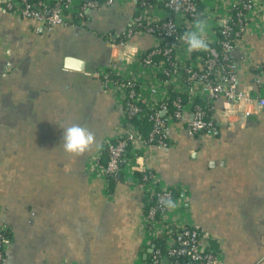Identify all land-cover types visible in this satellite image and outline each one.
I'll use <instances>...</instances> for the list:
<instances>
[{"label":"crops","instance_id":"obj_1","mask_svg":"<svg viewBox=\"0 0 264 264\" xmlns=\"http://www.w3.org/2000/svg\"><path fill=\"white\" fill-rule=\"evenodd\" d=\"M133 12L132 1L116 0L89 10L82 23L47 31L0 6L5 264H148L140 190L118 175L108 197L104 180L84 171L120 114L90 72L117 54L111 40ZM256 35H248V48L261 61L264 33ZM150 41L136 33L129 44L144 48ZM67 57L81 59L83 68L66 67ZM228 119L212 136L174 133L175 145L152 148L147 160L165 183L184 188L169 213L173 220L211 234L225 264H264V109ZM72 123L89 128L98 142L79 156L63 148V128Z\"/></svg>","mask_w":264,"mask_h":264},{"label":"built area","instance_id":"obj_2","mask_svg":"<svg viewBox=\"0 0 264 264\" xmlns=\"http://www.w3.org/2000/svg\"><path fill=\"white\" fill-rule=\"evenodd\" d=\"M114 1L0 0V6L50 31L74 24V17L82 23L89 10ZM128 1L137 13L122 31L124 37L111 40L117 54L107 66L90 72L115 97L120 114L113 131L89 155L85 174L103 179L108 197L110 181L118 175L130 178L131 186L140 190V226L151 247L148 264H225L211 234L170 217L173 209L162 201L171 198L178 206L184 188L165 183L148 163L147 153L174 146V133L181 130L212 136L220 122H229L230 114L264 109V60L253 59L247 40L264 33V0H199L200 10L192 0H141L138 6L137 0ZM198 19L205 21L202 35L209 47L190 51L183 34L195 30ZM136 33L150 37L147 47L129 44ZM236 50H242L240 55ZM249 75L250 82H245ZM142 108L149 111L146 135L131 119ZM5 232L0 224V264H5Z\"/></svg>","mask_w":264,"mask_h":264},{"label":"clouds","instance_id":"obj_3","mask_svg":"<svg viewBox=\"0 0 264 264\" xmlns=\"http://www.w3.org/2000/svg\"><path fill=\"white\" fill-rule=\"evenodd\" d=\"M194 24L195 30L185 32L183 39L186 40L190 51L205 50L209 47L208 41L202 35L206 31L205 21L198 19ZM62 139L64 150L78 156L84 154L90 146L98 144L95 133L77 123L69 124L63 128ZM162 204L167 209H175L177 207V202L171 198L163 200Z\"/></svg>","mask_w":264,"mask_h":264},{"label":"trees","instance_id":"obj_4","mask_svg":"<svg viewBox=\"0 0 264 264\" xmlns=\"http://www.w3.org/2000/svg\"><path fill=\"white\" fill-rule=\"evenodd\" d=\"M141 0H137L136 5L138 6V3ZM151 3L154 2V0H148ZM194 2V4L196 5L197 9L200 10L203 7V4L199 1V0H192ZM137 10H134L133 14L135 15L137 12ZM80 19L78 17H74L73 18V22L74 24H79ZM126 30V29H125ZM126 32V31H125ZM124 37V33H121L117 38H115V40H119L120 38ZM148 114L149 111L146 108H142L140 111H138L137 113H135L134 115H132L131 119L137 124L139 125L140 129L143 131V133L146 135L148 133V131L150 130V121L148 119ZM103 160V158H102ZM140 174V173H138ZM116 181L115 177H112L111 181H110V187L111 185ZM5 235L7 236V232H5ZM157 241H159V239L155 240L154 242L156 243Z\"/></svg>","mask_w":264,"mask_h":264},{"label":"water","instance_id":"obj_5","mask_svg":"<svg viewBox=\"0 0 264 264\" xmlns=\"http://www.w3.org/2000/svg\"><path fill=\"white\" fill-rule=\"evenodd\" d=\"M82 60L81 59H77V58H73V57H67L65 59V66L66 67H71L74 69H82Z\"/></svg>","mask_w":264,"mask_h":264}]
</instances>
